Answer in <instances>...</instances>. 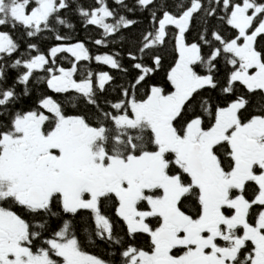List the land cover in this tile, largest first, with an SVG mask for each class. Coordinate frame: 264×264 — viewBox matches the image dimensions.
I'll list each match as a JSON object with an SVG mask.
<instances>
[{
  "label": "snow or ice",
  "instance_id": "1",
  "mask_svg": "<svg viewBox=\"0 0 264 264\" xmlns=\"http://www.w3.org/2000/svg\"><path fill=\"white\" fill-rule=\"evenodd\" d=\"M0 264H264V0H0Z\"/></svg>",
  "mask_w": 264,
  "mask_h": 264
}]
</instances>
